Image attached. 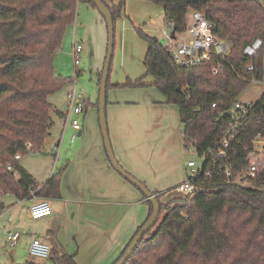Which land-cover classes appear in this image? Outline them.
<instances>
[{"label": "trees", "instance_id": "trees-1", "mask_svg": "<svg viewBox=\"0 0 264 264\" xmlns=\"http://www.w3.org/2000/svg\"><path fill=\"white\" fill-rule=\"evenodd\" d=\"M80 1L97 10L92 0H0V193L23 199L36 191L35 181L19 159L40 150L52 125L48 97L71 81L56 75L53 64L66 29L75 21ZM150 1L163 8L174 33L185 31L189 13L201 11L214 25V35L229 47L222 58L211 57L196 66H183L169 56L156 36L136 29L146 43L144 75L152 77L150 84L168 104L178 107L184 148L188 150L192 145L201 153L214 147L228 124L229 120L220 113L252 81L262 79L264 5L259 0ZM102 2L115 27L124 1ZM255 38L261 39V48L252 57L244 55L243 47ZM217 64L221 70L213 74L212 67ZM249 65L251 70H247ZM145 84L140 77L128 79L123 86ZM107 87L108 84L106 90ZM258 137L264 138V94L253 103L239 136L230 146L228 161L234 169L229 182L221 177L207 180L205 185L212 190L184 200L180 206L170 207L174 199L166 205L160 203V212L166 211L164 217L154 232L149 230L143 236L124 264H264V176L248 180L253 187L244 185L241 176L236 181V174L248 167L252 153L255 157L264 154V144L262 152L254 150ZM16 154L19 159L14 158ZM62 172L60 168L52 173L38 192L59 196ZM143 198L149 203L147 220L152 206ZM48 258L51 264H76L58 251H51Z\"/></svg>", "mask_w": 264, "mask_h": 264}, {"label": "rangeland", "instance_id": "rangeland-1", "mask_svg": "<svg viewBox=\"0 0 264 264\" xmlns=\"http://www.w3.org/2000/svg\"><path fill=\"white\" fill-rule=\"evenodd\" d=\"M128 7H130L132 14L135 16V20L131 21L129 16L122 14V16L117 18L115 21L114 49L107 83L108 87L106 90V99L110 101L117 94L116 99L121 101H130V103L127 104L128 108H130L136 114L142 115V117H144L142 125L147 128V160L142 171L144 175L141 176L142 183H145L146 187L154 188L160 191L158 201L162 205H166L169 204L174 198L180 197V194L174 191V187L183 178L182 167L184 166L185 161L190 157L195 158L196 156L194 155L193 149L187 150L183 147L182 141L180 139L177 140V142L174 141V143H171L167 140L166 133H163V135L160 136L162 134L160 131L161 127L157 126V123H163V120L167 121L168 118L166 119L164 113L168 115V112H165V109L161 111V107H152L151 105V90H155L154 92H156L158 96L163 95L154 86L146 83L152 79V77L149 75L144 76L145 71L142 64L146 52V43L141 38H139L136 33L137 28L145 32V29L148 30L149 28L156 26L157 23L154 25L152 22H149L147 17H140L145 9L142 3L137 1H129ZM151 15H153V13ZM161 24L163 28L168 30L165 21L161 20ZM99 25L102 26V31L100 33L103 36L101 37L103 41L98 39ZM73 31L76 42L82 45V52L77 55L79 58V63L76 64L75 67L73 65V56L71 54ZM121 33L125 34L124 47H121L120 45ZM155 35H157L160 43L163 44L164 41L160 35ZM106 38L107 35L105 21L101 14L95 8L87 4V2H78L76 5L75 21L66 29L61 48L56 53L53 64L54 73L56 75L69 77V79L71 78V81H67L59 90L55 91L48 97V100L52 104V134L44 141L43 146L40 148V155L28 153L25 156H22V161H20L21 166L23 160L25 163L29 162L30 160V162H32L30 165L37 166L39 162L43 160L42 156L46 155L50 156L52 164H54L57 169L61 168L60 163L62 162H59L58 165L56 164L57 160L55 159H57V156L55 159H52L51 150H56L58 148L56 143L61 136V130L64 126V118L60 117L57 114V111L54 110L56 109L61 112L67 111L68 101L66 100V94L73 89V86L76 92L83 94L88 103L86 109L88 111L93 110L95 113V119H97L99 90L98 78L101 75L103 67L106 51ZM186 38L187 35L183 34L177 35L176 39L183 41L186 40ZM75 68L77 71V77L74 74ZM127 74L133 79L127 78ZM142 75L144 76L143 79L146 83L145 85L137 86L135 88L123 86V84H125L128 79L133 81ZM119 76L121 77L123 84L114 86V83H116V81L119 79ZM250 84H253V82ZM261 85L264 87V84ZM259 90L260 89L256 87L254 83V85L245 91L244 96L246 95V97L250 99L251 97H254L253 95H257ZM145 94H147V96ZM168 106H170L168 110L172 116L171 120L174 121V128H177V126H179L177 109L175 105ZM56 132L58 133L57 136H55ZM78 138L79 137H76L75 143H70V136L64 138V140L61 141V143L64 142V146L62 145V150L73 147L77 143ZM261 148L262 140H255V152H262ZM60 157L62 159L63 151L60 153ZM258 160L260 162H257ZM263 161L264 154L262 153L257 155V157H251V162H254L255 164H260ZM0 200L4 204V208L1 211H3L9 203H12L13 201L14 203L15 201L17 202L15 197L4 196L2 193H0ZM127 203L128 204L126 205H116L115 208H110V224L113 220L116 223L115 234L117 241H120L122 237H128V232L131 227L132 231H134L136 227L140 225L141 221H143L145 218V214L143 215L144 211L149 208L148 202L139 201L137 200V197H133L132 200L127 201ZM18 210L19 209L17 208L14 211L16 217L19 221H21L22 225V227L18 229V233H20V239L18 240L16 246L12 248L10 245L4 242V236H2L0 232V264L12 263V261L14 263L32 262L33 264H51L49 258L47 257H28V245L32 235H34L36 232L34 231L31 223L25 220V213L23 211L17 213ZM165 213L166 211L164 209L160 212L158 220L150 230L151 233L155 231ZM93 216H96V213H94ZM107 223L109 222L106 221V224ZM93 232L94 231L91 230V233L89 234L85 232L83 236H81V234L78 235L77 239L80 249L79 253L74 256L75 262L77 264H111L112 261L119 255L118 246L115 248L116 243L113 242L116 241L113 239L114 236L110 234L109 245L107 248H105L101 247L102 245L97 243ZM132 233L133 232H131V234ZM127 240L124 241L123 244L127 242ZM72 248L73 246L71 245L69 250L71 251ZM77 248L78 246L75 245V248H73L71 254L75 253ZM120 249L121 248H119V250ZM10 251L14 252V258L9 256Z\"/></svg>", "mask_w": 264, "mask_h": 264}, {"label": "crops", "instance_id": "crops-1", "mask_svg": "<svg viewBox=\"0 0 264 264\" xmlns=\"http://www.w3.org/2000/svg\"><path fill=\"white\" fill-rule=\"evenodd\" d=\"M120 1L121 0H112L114 4H118ZM123 1L124 7L122 14L129 16L131 21L135 20V16L132 14L130 7H128L129 1H137L142 3L145 9L140 17H147L149 22H152L154 25L157 23L156 26H153L148 30L145 29V33L147 32V34L156 37L157 35L155 34H159L161 37L160 32L161 30L165 29L162 27L161 20L166 22L167 27L168 22L164 18L163 8L160 5H157L150 0ZM259 1L264 5V1ZM152 13L153 15H151ZM190 19L191 13L189 15L188 22L190 21ZM98 29V39L103 41L101 38L103 36L100 33L102 31V26L99 25ZM124 36L125 34L121 33V47L125 46ZM76 43L78 42H76L75 40V34L73 31L71 51L72 45ZM75 73H77L76 68L74 70V74ZM144 76L142 75L141 77L144 78ZM126 77L129 79H133L128 74L126 75ZM118 78L119 79L116 81V83H114V86L123 84L121 77L119 76ZM152 81L153 80L151 79V81H148L146 83L150 84ZM143 82L145 83L144 79ZM252 82L253 84H249L246 88H250L255 83L256 87L260 89L259 93L257 95H253L254 97L248 99L246 95L244 96V93L247 90L245 88L240 93L237 100L241 102L254 103L264 94V87H262L261 85L264 84V64L262 79L260 81ZM151 91L152 99H150V101L152 107L158 106L161 107V111L165 109V112H168V115L164 113L166 119L168 118L167 121L163 120V123H157V126L161 127L160 131L162 132V134L160 136H162L163 133H166V138L171 143H174V141L177 142V140L179 139L182 141L183 125L179 120L178 107L175 105L178 113L179 126H177V128H174V121L171 120L172 116L170 115V111L168 110L170 107L168 105L173 106L174 104H168L164 96H158V94L154 92L155 90ZM145 95L147 96V94ZM116 98L117 94L112 100H107V106L105 108L110 144L114 156L121 167L142 182L141 176H144L142 171L144 169V164L146 165L147 160V128L142 125L144 117H142V115L136 114L134 111L128 108L127 104H129L130 101H121ZM54 111H57V114L60 117L64 118V112L58 111L56 109ZM51 134L52 132L50 128L49 135L46 137V139ZM57 135L58 133L56 132L55 136ZM72 135H75L73 140H71ZM68 136H70V143H75L76 137L79 138L77 140V143L73 147L62 150V145L64 146V142L61 143V141H63L64 138ZM56 146H58L56 150H51L52 159H55V157L57 156V159H55L57 160L56 164L58 165L59 162H62L60 163V166L63 170L59 179V196L44 195L43 193L38 192L39 188H41L47 182L51 174L57 170V167L52 164L50 156H42L43 160L40 161L37 166L30 165L32 163L30 162V160L26 163L23 160L22 167L31 174L37 188L35 189L36 191H33V193H31L29 196L23 199L16 198L17 202L15 201V203L14 201H11L12 203H9L3 211L1 210L4 208V204L0 200V203L2 204V207L0 208V232L2 236H4V242L10 245V247L14 248L18 240L20 239V233H18V229H20L22 225L21 221H19L16 217L14 211L18 208L19 210L17 213L23 211L25 213V220L31 223L34 231L36 232L34 233V235H32L31 240L35 237L38 238L41 242L49 246L50 252H61L75 262L74 256L79 253L80 249V245L77 239L78 235L81 234V236H83L85 232L89 234L91 233V230H93V234L96 237L97 243L101 244L102 246H100L105 248L108 247L110 242L109 236L110 234H112V236H114L113 239L116 240L113 241L114 243H116L115 248L116 246H118V251L120 254L121 250L128 243L129 239L138 228V226H140L146 220L149 208L144 211L143 215L145 214V218L143 219V221H141L140 225H138L134 231H132L131 227L128 232V237H125L126 239L122 237L120 241H117L115 234L116 223L113 220L110 224V208H115L116 205H126L128 204L127 201L132 200L133 197H137V200L139 201L145 202V200L142 193L134 185L129 183L120 174H118L112 167L104 148L98 117L97 119H95L94 111H88L86 108L84 109V113L81 114L79 130H74L70 125L64 123V126L61 130V136L56 143ZM62 151L63 157L61 159L60 153H62ZM40 152L41 151L39 150L38 152L32 154L40 155ZM20 161H22V157L19 159V163ZM182 175L183 178L179 182H181L185 177L184 166L182 167ZM143 184L145 185V183ZM147 188L156 195L160 192L154 188ZM2 194L4 196L14 197L9 193ZM41 201H46L49 204V206L51 207V214L37 220H32L29 217V208L32 204ZM94 213H96V216H93ZM106 221H108L109 223L106 224ZM10 232L18 233V238L15 241L14 246H11V241L7 239V234ZM131 232L133 233L131 234ZM126 240L127 242L123 244V242ZM71 245L73 246V248H75V245L78 246L77 251L73 254H71L73 248L71 251L69 250ZM119 248L121 249L119 250ZM14 255V252L10 251L9 256L14 258ZM12 263L14 262L12 261Z\"/></svg>", "mask_w": 264, "mask_h": 264}, {"label": "built area", "instance_id": "built-area-1", "mask_svg": "<svg viewBox=\"0 0 264 264\" xmlns=\"http://www.w3.org/2000/svg\"><path fill=\"white\" fill-rule=\"evenodd\" d=\"M168 30H161L160 34L163 39V46L169 56L177 63L183 66H196L209 61L211 57L222 58L228 53L229 47L225 41L217 38L214 35V25L204 16L201 11L194 10L191 12V19L187 23L186 29L182 33H174L171 29V24L168 23ZM186 34V40H177V35ZM262 46L260 38H255L243 47V54L249 57L254 56ZM82 50V45L76 43L72 45L73 65L79 63L78 54ZM252 65L247 66V70H251ZM221 70L220 65H213L212 73L216 74ZM76 76V73H75ZM67 111L64 112V123L74 129H80V115L84 113L87 106V101L83 94L78 93L73 89L67 94ZM212 107L215 105L212 104ZM253 106V102H241L235 100L231 106L223 110L220 114L226 117L229 121L225 129L221 132L214 147L209 148L201 153L191 145L189 149L194 150L195 158H189L185 161V177L175 187L174 191L180 194L179 198H174L170 207L183 205L184 200H192L198 194L212 190V187H206L207 180H212L221 177L229 182L233 173V163L229 162L230 146L237 139L241 132L243 119L248 111ZM75 135H72L73 140ZM255 140L264 138L258 137ZM255 147V141H254ZM262 150V148H261ZM255 153H252L253 157ZM15 159H19L20 155L16 154ZM236 181L241 176L242 183L246 186L253 187L254 183L248 181L256 179L259 176H264V161L260 164L251 162L243 171L236 174ZM262 181L260 182V184ZM264 186V184H262ZM264 191V188H263ZM51 214V207L46 201L34 203L29 208V217L32 220L48 216ZM187 216L184 215V218ZM18 238L17 232L7 234V239L11 241V246H14ZM28 256L48 258L50 248L38 238H33L28 245Z\"/></svg>", "mask_w": 264, "mask_h": 264}, {"label": "water", "instance_id": "water-1", "mask_svg": "<svg viewBox=\"0 0 264 264\" xmlns=\"http://www.w3.org/2000/svg\"><path fill=\"white\" fill-rule=\"evenodd\" d=\"M95 7L103 17L106 26V51L104 56L103 67L100 76L99 90H98V122L101 130V135L103 138L104 148L107 154V157L112 165V167L116 170L118 174H120L125 180L134 185L147 199L152 206V212L145 223L141 226V228L137 231V233L132 237L129 241L127 247L123 251L122 255L114 262V264H124L128 259L132 251L135 249L137 244L143 238V236L151 230V228L156 223L159 213H160V203L156 197V194L152 193L141 181L136 179L130 173L125 171L121 165L116 160L107 130V121H106V84L109 75V69L111 66V60L113 56L114 49V23L112 16L110 14L109 9L102 2V0H92Z\"/></svg>", "mask_w": 264, "mask_h": 264}]
</instances>
